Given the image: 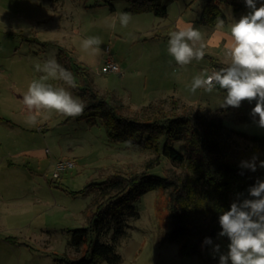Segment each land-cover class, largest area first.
Listing matches in <instances>:
<instances>
[{
    "label": "rangeland",
    "instance_id": "rangeland-1",
    "mask_svg": "<svg viewBox=\"0 0 264 264\" xmlns=\"http://www.w3.org/2000/svg\"><path fill=\"white\" fill-rule=\"evenodd\" d=\"M204 4L205 0H171L167 15L160 17L150 11H126V0H0V95H6L10 87L24 94L28 84L42 75L35 71V63L51 58L59 63L58 47L62 46L71 51L76 62L88 68L93 85L99 90H112L130 107L129 113L151 103L147 112L160 118L188 110L197 111L205 119L220 118L221 138L229 143L226 149L237 155L249 150L243 155L253 156L252 141L236 130L264 134V128L256 123L258 117L250 115L254 104L245 101L239 108H221L226 95L223 90L216 89L211 94L202 89L195 94L188 91L194 76L220 68L214 67L210 58L224 66L222 50L232 42L227 25L251 10L243 7L235 11L229 2H220L225 15V27L220 29L217 22H200ZM120 12L131 15L128 27L121 28L117 20L116 28H110ZM180 17L193 22L191 26L201 31L206 45L204 60H193L184 68L167 53L168 32L186 28L183 24L175 26ZM92 36L102 41L95 54L81 47L83 39ZM106 47L119 63L121 73L100 72ZM69 71L77 80L74 69ZM52 83L68 87L62 81ZM157 89L167 93L161 92L165 95L158 97ZM171 96L175 101L170 100ZM2 103V115L24 121L22 114L12 115ZM39 126L45 130L39 131ZM17 131L26 134L36 150L28 165H17L18 162L1 181L8 189L4 190V201L0 200V264H65V259L76 258L83 251L69 241L73 228L87 225L85 208L97 193L94 188L85 190V185L117 170L127 175L140 172L145 160L156 154L134 143L111 142L101 121L89 124L54 112L39 113L35 126L29 125L26 132ZM173 145L184 151L183 140ZM58 158H72L75 165L59 178L51 179L52 163ZM185 170L182 164L161 156L150 172L171 175ZM82 189L85 191L74 193ZM124 218L129 225L125 226L124 237L117 241L123 256L118 264H219L220 253L227 252L229 240L217 236L214 245H220V253L214 252L212 246L208 262L196 255H180L177 244L168 239V195L159 187L143 193Z\"/></svg>",
    "mask_w": 264,
    "mask_h": 264
},
{
    "label": "trees",
    "instance_id": "trees-1",
    "mask_svg": "<svg viewBox=\"0 0 264 264\" xmlns=\"http://www.w3.org/2000/svg\"><path fill=\"white\" fill-rule=\"evenodd\" d=\"M126 1V11H150L164 17L171 0ZM220 2H229L235 11L247 7L244 0H205L200 22L214 25L217 17L224 19ZM258 3H264V0H257ZM57 58L63 68H73L77 76L76 87L71 90L75 98L85 105L83 115L77 119H84L89 124L101 121L111 142L134 143L156 154L145 160L144 169L140 172L127 175L117 170L102 180L85 185V190L94 188L97 193L85 208L87 225L73 228L69 241L83 251L76 258L65 259V264L122 262L117 241L124 237L125 226L129 225L124 216L129 215L134 202L143 193L155 187L165 190L168 195V239L177 244L180 255H196L208 262L211 259L208 252L221 230L219 215L235 200L252 199L248 188L258 179L264 180V168L258 166L253 172L240 167L241 161L251 160L253 156L258 158L257 165L264 160V134L236 130L239 135L248 137L253 147H250L253 154L250 158L243 155L249 151L245 149L237 155L226 149L229 143L221 138L220 118L205 119L193 110L160 118L147 112L151 103L142 106L141 111L129 113L130 107L112 90H99L93 85L88 68L76 62L71 51L59 46ZM210 62L214 67H221L216 59L210 58ZM175 99L173 96L170 98ZM252 104L255 105V101ZM180 140L184 141L183 152L173 145ZM161 156L182 164L186 170L171 175L151 173L150 170L160 163ZM205 237H210L213 245L204 244Z\"/></svg>",
    "mask_w": 264,
    "mask_h": 264
},
{
    "label": "clouds",
    "instance_id": "clouds-1",
    "mask_svg": "<svg viewBox=\"0 0 264 264\" xmlns=\"http://www.w3.org/2000/svg\"><path fill=\"white\" fill-rule=\"evenodd\" d=\"M244 2L251 11L227 25L232 42L225 49L224 66L211 73L194 76L188 91L195 94L202 89L211 94L216 89L223 90L226 95L219 105L221 108H239L245 101H255L250 115L254 119L258 117V127L264 128V3L257 7V0ZM131 19L129 13L120 12L109 27L115 29L118 20L121 28H127ZM216 26L223 29L224 20L217 17ZM167 35V53L176 65L184 68L193 60H204L206 45L199 29L189 25L169 31ZM101 43L99 37L92 36L83 39L81 47L85 52L95 54ZM34 69L42 75L33 79L23 94V104L29 112H46L48 115L54 112L73 119L83 115L85 105L68 90L76 87L70 71L55 58L35 63ZM52 81H62L68 87L55 86ZM27 123L35 126L37 116H29ZM257 159L253 156L251 160H243L240 167L253 172L258 166L264 168V160L257 165ZM248 195L253 198L235 200L219 215L221 230L218 236L228 238L227 252L220 253V245H213L210 237L203 241L213 245L214 252L220 253L219 264H264V180L258 179L250 186Z\"/></svg>",
    "mask_w": 264,
    "mask_h": 264
},
{
    "label": "crops",
    "instance_id": "crops-1",
    "mask_svg": "<svg viewBox=\"0 0 264 264\" xmlns=\"http://www.w3.org/2000/svg\"><path fill=\"white\" fill-rule=\"evenodd\" d=\"M193 22L190 20H184L182 17H180V21L176 23L175 26L180 28L183 24L185 27H188L189 25H192ZM214 27V26H213ZM212 27V28H213ZM222 33V32H221ZM209 36V35H208ZM209 42V38L207 39ZM224 43L227 42L226 39L222 40ZM230 47L225 46L224 48ZM225 52V50H222ZM224 52L222 53L223 57H220L222 61H226V57L224 55ZM161 88V87H160ZM157 92H160L159 96H163L167 93L164 89H157ZM162 92V93H161ZM174 95V93H170ZM166 94V95H170ZM155 98H157L155 96ZM153 98L152 100H154ZM19 105H16V102ZM0 102H5L4 107L7 109H10L11 114L14 116H20L21 114L24 116V121H21V119H15V118H8L5 117L0 113V200L4 201L2 196L4 194V190L8 189L7 185L5 183H1L2 179L4 178L5 173H8L11 171V169L16 168L17 165H28L30 158H32V154H34L36 148L33 146L31 142L28 141L26 134H18L17 129L26 132L25 130L28 128L29 124L27 123V120L29 116L32 115H38L35 112H29V110L25 107L23 104V93L20 91H15L12 87H10V90L6 93V95H0ZM22 103V105H20ZM13 104V105H11ZM24 105V106H23ZM39 131H44V127H38ZM47 150V149H46ZM15 158V159H14ZM27 161H26V160ZM53 168V163H52ZM52 174V173H51ZM53 179V178H51ZM84 189L77 192H83ZM1 209V208H0Z\"/></svg>",
    "mask_w": 264,
    "mask_h": 264
},
{
    "label": "built area",
    "instance_id": "built-area-1",
    "mask_svg": "<svg viewBox=\"0 0 264 264\" xmlns=\"http://www.w3.org/2000/svg\"><path fill=\"white\" fill-rule=\"evenodd\" d=\"M104 59L102 61V65L100 67V72L102 74H109V73H121V68L119 63L113 57L110 48L106 47L104 49ZM75 162L72 158H58L53 162L52 168V178H59L60 175L70 169L73 168Z\"/></svg>",
    "mask_w": 264,
    "mask_h": 264
}]
</instances>
